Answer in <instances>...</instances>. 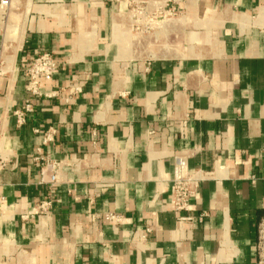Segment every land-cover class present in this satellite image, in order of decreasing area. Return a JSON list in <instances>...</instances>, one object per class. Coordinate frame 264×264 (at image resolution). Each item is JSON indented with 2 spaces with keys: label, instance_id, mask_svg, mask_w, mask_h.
<instances>
[{
  "label": "crops",
  "instance_id": "0c3cea01",
  "mask_svg": "<svg viewBox=\"0 0 264 264\" xmlns=\"http://www.w3.org/2000/svg\"><path fill=\"white\" fill-rule=\"evenodd\" d=\"M135 1L0 9V264H264V0H139L171 35L138 47ZM174 155L201 177L185 210Z\"/></svg>",
  "mask_w": 264,
  "mask_h": 264
},
{
  "label": "built area",
  "instance_id": "2783aa9c",
  "mask_svg": "<svg viewBox=\"0 0 264 264\" xmlns=\"http://www.w3.org/2000/svg\"><path fill=\"white\" fill-rule=\"evenodd\" d=\"M9 6V0H0V9L2 14H5V10ZM139 9L137 12L133 13V17L135 20L140 21L139 17L136 13H140L141 11L146 12L147 20L144 21L145 27H151L152 20L156 19L155 13H149L147 11L146 6H135ZM136 8L134 10H136ZM144 10H141V9ZM139 25V24H138ZM140 26V25H139ZM137 27V25H136ZM58 69V62L55 60L53 54L51 52H41L37 54L32 60L25 64L24 70L27 76V84H26V92L29 96H37L40 95V84L50 80L54 73ZM3 70L0 67V73ZM68 96H73L79 92H81L80 83H70L67 85ZM31 110V105L27 102L23 109H17L13 113L16 117V122L18 125L23 124L24 116L26 112ZM2 138V132L0 130V140ZM48 137H45V140ZM186 158L182 155H174L173 160V177H172V204L175 210H185L189 206L190 198L195 194L196 189L199 185V181L201 180L200 175L195 171H189L186 166ZM4 160L0 158V170L4 166ZM60 161H49L48 158H45L43 161V166H41V175L44 172L49 171L48 181L51 184H54L56 181V172L60 167ZM50 205V200L45 199L39 204V208L41 210H45ZM103 218L107 221L117 222L119 217L112 213L107 212L103 214ZM260 246H264V225L259 229V241Z\"/></svg>",
  "mask_w": 264,
  "mask_h": 264
},
{
  "label": "rangeland",
  "instance_id": "374dc122",
  "mask_svg": "<svg viewBox=\"0 0 264 264\" xmlns=\"http://www.w3.org/2000/svg\"><path fill=\"white\" fill-rule=\"evenodd\" d=\"M134 3V2H133ZM131 3V7L132 9L133 8H136L135 6H146L148 5L147 3H145L144 1H135V3L133 4ZM144 8V7H143ZM141 9V10H144V9ZM139 9L136 8V10L134 12H137ZM136 15L139 17L140 21H138V24L140 26H137L135 29H133L132 31L134 32L135 31V42L137 43V47L138 45L140 44H145V42H147V44H149L150 42L153 43V41H157L159 40V38H164L165 36H170L171 35V30L170 31H167V32H164L162 33L163 29H162V26L163 24L165 23V19L169 18L170 16H165L166 14H164L163 12H161L159 15H158V12H156V19L152 20V25L151 27H145L144 25V21L145 19L147 20V14L146 12L144 11H141L140 13H136ZM135 20V19H134ZM7 32H10L9 30ZM131 32V33H133ZM146 40V41H145ZM136 53V56H139V53H141V51L139 52L138 51V48L135 49L134 51Z\"/></svg>",
  "mask_w": 264,
  "mask_h": 264
}]
</instances>
